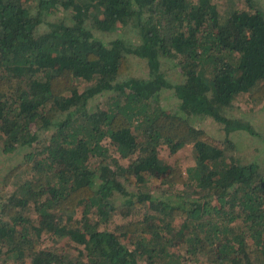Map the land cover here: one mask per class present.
Here are the masks:
<instances>
[{
    "label": "trees",
    "instance_id": "trees-1",
    "mask_svg": "<svg viewBox=\"0 0 264 264\" xmlns=\"http://www.w3.org/2000/svg\"><path fill=\"white\" fill-rule=\"evenodd\" d=\"M230 2L0 0V264H264V0Z\"/></svg>",
    "mask_w": 264,
    "mask_h": 264
},
{
    "label": "rangeland",
    "instance_id": "rangeland-1",
    "mask_svg": "<svg viewBox=\"0 0 264 264\" xmlns=\"http://www.w3.org/2000/svg\"><path fill=\"white\" fill-rule=\"evenodd\" d=\"M215 1L217 2L220 9H222V8L227 9V7L229 6L230 3L237 4V2H230V0H215ZM173 97L174 96L171 95L170 90H166L161 97L162 106L165 109H167L168 111H174V109L177 106V103L175 102V99ZM232 103L234 104V107L236 108V110L248 111V113H245L246 114L245 117H249L250 115H253V119H254L255 123H259L262 121L263 110L261 108V105L260 104L252 105L251 103H248L247 95L245 93H242V92L238 93L234 97ZM251 107L253 109H250ZM249 110L253 111V112H250ZM261 114H262V116L260 117ZM243 115H244V113L242 114V116ZM204 126L206 129H208V131L212 132L215 135H218V132L220 131L219 128L216 125H214L213 123L205 122ZM255 127H256V129H258L257 126H255ZM219 133H220V135H218V136L223 135L222 132H219ZM223 136L221 138H223ZM231 139L234 141V155L235 156L238 155L241 157L242 155H244L247 157L252 152L259 153L261 155L263 154V152L257 151L256 149L253 148L254 144L251 142V137L246 132H235L232 134ZM248 149H250V150H248ZM183 151L189 152L190 151L189 147H187ZM159 152H160L161 158L165 161H168V162H170L171 158H173L175 156V154L171 153L169 151V149L164 145L160 148ZM18 157H20V156L17 154H13L10 157H6L4 154H0V167H1V169H5V168L13 165L18 160ZM261 157H264V156H261Z\"/></svg>",
    "mask_w": 264,
    "mask_h": 264
}]
</instances>
